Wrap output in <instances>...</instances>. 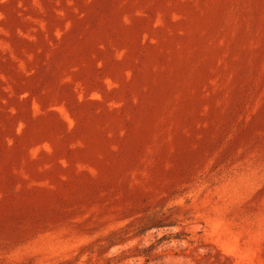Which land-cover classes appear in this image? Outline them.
<instances>
[{
  "label": "rangeland",
  "instance_id": "obj_1",
  "mask_svg": "<svg viewBox=\"0 0 264 264\" xmlns=\"http://www.w3.org/2000/svg\"><path fill=\"white\" fill-rule=\"evenodd\" d=\"M161 205L111 264H264V0H0V264Z\"/></svg>",
  "mask_w": 264,
  "mask_h": 264
},
{
  "label": "trees",
  "instance_id": "obj_2",
  "mask_svg": "<svg viewBox=\"0 0 264 264\" xmlns=\"http://www.w3.org/2000/svg\"><path fill=\"white\" fill-rule=\"evenodd\" d=\"M175 218L177 217L171 219V217L167 215V213L165 214V212H163V205L152 208L151 210L146 212L141 218H139L135 224L124 225L118 228L117 230L113 231L112 233L106 235L105 237L100 238L97 250L99 251L100 256L98 258L99 260L95 264H111V262L113 261L119 263L122 260H125L130 257L150 256V253L141 254L140 252H150L151 249H153L151 246L143 247L142 249L129 247L127 249L122 250L119 254L113 256L107 255V252L114 245L125 243L126 241L132 239L135 236L144 234L148 230L154 228L160 229L163 227L176 225L179 220ZM178 226H181V224H178ZM175 235L177 237L180 236V232L175 233ZM68 256L69 257L67 260V264H79L83 261L81 257L79 259L73 254H70Z\"/></svg>",
  "mask_w": 264,
  "mask_h": 264
}]
</instances>
